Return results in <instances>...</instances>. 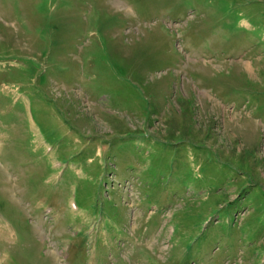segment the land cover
I'll use <instances>...</instances> for the list:
<instances>
[{"label": "rangeland", "instance_id": "374dc122", "mask_svg": "<svg viewBox=\"0 0 264 264\" xmlns=\"http://www.w3.org/2000/svg\"><path fill=\"white\" fill-rule=\"evenodd\" d=\"M0 264H264V0H0Z\"/></svg>", "mask_w": 264, "mask_h": 264}]
</instances>
